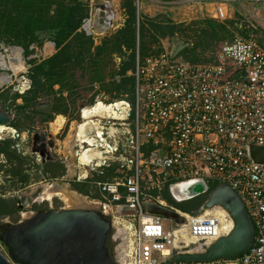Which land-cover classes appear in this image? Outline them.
<instances>
[{
    "label": "built area",
    "instance_id": "2783aa9c",
    "mask_svg": "<svg viewBox=\"0 0 264 264\" xmlns=\"http://www.w3.org/2000/svg\"><path fill=\"white\" fill-rule=\"evenodd\" d=\"M85 1L88 9L81 30L86 35L103 36L119 27L113 0ZM198 1L215 4V16L226 19L225 7L245 0ZM102 12L105 17L101 21ZM246 22L248 27L255 26L252 20ZM33 47V55L27 58L22 47L0 43V91L12 87L14 92L23 94L31 89L27 62L40 61L49 54L45 46ZM3 75L6 79L1 78ZM134 76V103L126 98L105 100L97 96L90 106H85L95 110V117L82 138L75 141L72 174L23 186L0 171V186L7 193H21L36 184L71 185L117 163L122 176L95 182L106 199L97 200L100 211L110 219L112 239L118 243L114 257L117 264H264V164L252 161L248 154L250 145L264 146L263 45L251 36L237 34L219 46L214 59L200 63L176 60L164 51L143 63L137 59ZM98 103L101 107L96 108ZM83 110L84 107L79 112V123L84 121ZM33 133L29 129L21 131L12 123L0 125V143L12 140L18 153L32 156ZM148 141L155 147L145 154L143 146ZM83 150H90L84 161ZM0 163H6L3 154ZM168 173L170 180L179 182L204 178L230 185L255 226L254 241L248 251L208 262H173L177 254L204 252L231 232L234 221L221 205L196 213L176 208L184 222L176 224L169 219L172 225L167 230L162 223L164 217L146 212L144 201L149 199L145 198L144 188L161 189ZM43 193L41 190L30 199V208L48 202L53 209L54 198L66 203L60 192L50 199ZM153 200L158 202L160 198ZM117 204H125L133 211L117 215ZM122 229H126V237L120 233Z\"/></svg>",
    "mask_w": 264,
    "mask_h": 264
},
{
    "label": "trees",
    "instance_id": "16d2710c",
    "mask_svg": "<svg viewBox=\"0 0 264 264\" xmlns=\"http://www.w3.org/2000/svg\"><path fill=\"white\" fill-rule=\"evenodd\" d=\"M121 7L125 14L123 26L105 36L102 43L95 46L93 51L94 40L92 36L86 35L81 30L82 21L87 15L88 9L85 0H0V43L20 46L26 55L35 51L32 46L41 48L46 39L54 41L57 48L56 53L45 60L40 62L36 59L29 60L31 64L29 69L30 90L23 94L13 92L11 88L0 91V104L3 107H13L16 111V119L13 121L15 126L23 130L25 127L20 122L21 116L26 114V118L32 120V116L29 114V111L35 112L32 107L41 98L51 97V95H53L51 97L53 113H64L70 119L73 116L74 105L79 96L77 89L80 85L78 82L72 83L74 80L69 74L71 75L72 70L78 67L81 69L82 78H84L82 73H85L87 69L86 63L98 64L104 55L109 57L108 62L110 63H114V54L121 56L120 68L118 70L113 69L109 73L111 80L108 83H105V78L100 76L99 71L92 73L86 82L90 86L95 82H101V90L109 94L111 99L125 97L134 103L135 76L129 74V71L135 68L137 48L140 59L152 54L157 55L163 50V39L168 37L176 39L175 37L179 36L185 40L203 39L201 45L193 44L194 49L197 46L203 53L211 47L212 40L220 42L230 39L233 36L231 27L233 30L243 33L233 20L227 22L209 20L207 26L198 27L199 29H196L195 32L193 25H186L182 22L176 23L168 18L166 13H159L153 17L140 14L138 19L136 0H121ZM195 23L197 22L192 24ZM192 30L194 32H191ZM43 34L45 36H41ZM189 60L198 63L210 59L201 54L198 58ZM117 75L120 76V80L116 79ZM57 85L58 88L56 89L55 86ZM64 92L67 95H64ZM96 93L92 97V102H94ZM18 99H22V103H17ZM53 113L44 114V120H53ZM67 130L68 125L61 135L62 137ZM12 144V140H6L0 144V154H4L6 157V163H0V171L6 176L9 175L13 183L17 181L25 183L29 180V171L34 166V162L31 156L18 153ZM154 147L152 141H148L144 144L143 151L148 154ZM118 167V164L114 163L109 167H104L101 174L94 173L93 177L86 181L73 182L72 185L80 193L90 198L105 199L95 182L112 181L116 177L122 176L123 174L118 171ZM65 172V165L60 163V169L58 172H53L51 178L60 177ZM173 182L175 180H167L161 189L149 190V195L153 199L160 198L168 206L187 213H196L194 210L199 209L207 199L209 192L220 184L217 181H212L209 183L208 193L179 202L172 197L169 190V186ZM0 203L4 207V211L0 212V215H8L13 219L15 218L14 222H17L18 218L16 217L21 211L17 201L13 198L7 200L0 197ZM60 204V201L53 200L55 209H59ZM32 208L33 210L50 209L48 202L34 204Z\"/></svg>",
    "mask_w": 264,
    "mask_h": 264
},
{
    "label": "water",
    "instance_id": "95a60500",
    "mask_svg": "<svg viewBox=\"0 0 264 264\" xmlns=\"http://www.w3.org/2000/svg\"><path fill=\"white\" fill-rule=\"evenodd\" d=\"M100 16L102 21L105 13L102 12ZM186 47L187 43L182 39H174L171 57H177ZM34 110L52 113L45 103H38ZM12 120L13 116L0 106V125H8ZM31 137L32 153L39 155L42 163L55 162L56 158L51 151L52 140L42 131L33 133ZM248 154L252 161L264 164V146L250 145ZM167 178L171 179L169 173ZM175 187L179 191L177 195L174 192ZM41 189L42 185L35 192L27 189L25 193L14 195L13 198L22 209L29 206L30 199L40 193ZM209 189L210 185L204 178L175 181L169 186L172 197L179 202L204 195ZM215 205L223 206L232 217L234 227L231 232L218 238L204 252L177 254L172 259L173 262H208L237 257L248 251L254 241L255 226L240 196L230 185L219 184L209 192L201 209ZM144 206L149 214L174 219L176 224L184 222L176 208L163 202L145 200ZM130 211L133 210L125 204L115 206L117 215H124ZM111 231L110 219L99 211L98 206L32 211L30 217L17 222L7 220L0 222V264H117L106 246Z\"/></svg>",
    "mask_w": 264,
    "mask_h": 264
},
{
    "label": "rangeland",
    "instance_id": "374dc122",
    "mask_svg": "<svg viewBox=\"0 0 264 264\" xmlns=\"http://www.w3.org/2000/svg\"><path fill=\"white\" fill-rule=\"evenodd\" d=\"M245 2V1H243ZM114 3H115V9H116V13H117V16H118V25L120 27L121 23H122V20H123V16L122 14H124V10L121 8L119 9L118 8V2L117 0H114ZM141 3V2H140ZM142 4L143 6L141 5V7H143L142 9V15H149V16H155L159 13H166V15L168 16V18L172 19L173 21H175L176 23H184L186 25H193L194 26V29H195V32H196V29L198 30L199 28L198 27H205L207 26V21L211 20V21H218V22H227V21H232L233 19H236L238 20L239 22H241L242 24H244L246 22V19L244 17V14H243V17L240 18V16H242L240 13H237L235 15H233V6L230 7H225V15L228 17V20H226L225 18L222 19V18H218L215 16V4H211V3H208V2H204V1H198V0H173V1H164V0H151V1H142ZM239 6H241L242 2L238 3ZM257 4V7L259 9H261V11L264 13V1L262 2H258L256 3ZM232 5H235V3H232ZM145 6V7H144ZM244 9H250V6H246L244 7ZM243 9V10H244ZM239 9V11H242L244 13V11ZM240 15V16H239ZM122 16V17H121ZM245 20V21H244ZM194 22H197L195 24H192ZM116 23V24H117ZM264 24V23H263ZM244 26V25H243ZM231 31H233V27L230 28ZM114 32L113 31H110L108 33L112 34ZM191 32H194V30H192ZM105 35H108L107 33ZM258 35H259V39H257L259 41V43L262 45L264 44V28H260V31L258 32ZM41 36H45L44 34L41 35ZM96 38L94 39V44H93V48L92 50L94 51V48H95V44H99L102 40L101 38H99V36H95ZM94 38V37H92ZM175 38H179L181 39L179 36L175 37ZM168 39V40H166ZM164 39L162 42L165 43L164 44V49L167 50L168 52L171 53V48H172V42L174 41V39H170L169 37ZM185 43H187V49L185 48L177 57H175L176 60H184V61H190L189 59H192V58H198V56H200L201 54L205 57H207V59H210L212 56H211V51H216V49L218 50L219 48V44L222 42H215V41H211V47L208 48L205 52H201V49H198L197 46H195L196 49L193 48V44H197V45H201L202 43V40L203 39H182ZM46 41H49V39H46ZM34 53V52H33ZM30 54V55H33ZM36 53V52H35ZM30 55L26 56L27 58L30 57ZM111 59V58H110ZM109 60V57H106V55H104L102 57V61H100L98 64H90L89 62L86 63V71L85 73H82L84 75V78H82L81 76V69L76 67L72 70V73L71 75L69 74V76H72L73 77V80L72 83L74 82H78L80 87H78V98L76 100V103H75V107H74V110H73V115L74 116H78V113H79V110H80V105H83V107L85 106H90L91 103V99L93 97V95L96 93V91H99L98 89V86H94V87H91L90 84H88V82H86L87 78L90 77V75L92 73H95L96 71H99L100 73V76L103 77V78H106V81L105 83H108L111 78L109 77V73L115 69L114 68V64L113 63H110L108 62ZM142 62H144V57H142ZM204 62V61H203ZM27 65L28 66V69H30V63L27 62ZM19 77V76H18ZM110 79V80H109ZM71 82V81H70ZM99 83V82H97ZM96 83V84H97ZM101 85V83H100ZM85 86V87H84ZM56 89L58 88V85L55 86ZM12 89L13 91V88L12 87H9ZM14 92V91H13ZM65 95L66 92H64ZM102 95H100V98H103V99H111V96L107 93H102L100 92ZM51 95V94H50ZM53 95H51L52 97ZM50 97V98H51ZM67 97V96H66ZM46 99H50L48 97H45ZM69 99V98H67ZM19 101L22 102V99H19ZM80 107V108H79ZM77 113V114H76ZM40 117V116H39ZM66 118V117H65ZM37 119H40V118H37V116L35 117L34 119V122L37 120ZM54 120V119H53ZM53 120H48V121H45L43 123V126H42V129L45 130V132L48 134V133H51L53 136H55V138H57V144H55V146H59L58 144L62 143L63 141H66L67 139V136L69 135L70 133V129H71V125H70V122L68 124H66L64 127H66L68 125V130L66 131V134L62 137L61 135L63 134L64 130L62 131V133L60 132L59 135H55V131L54 129L52 128L51 126V123L50 122H53ZM66 121H67V118H66ZM67 123V122H66ZM31 125H34L33 123H27V127L31 126ZM29 130H33V129H29ZM14 143V142H13ZM65 145H66V142H65ZM73 149V148H72ZM71 149V151H72ZM54 154L58 155L61 160H66L65 159V156H66V152L59 146L58 150L56 152H54ZM33 156V157H32ZM31 156V159L32 161L34 162V166L33 168L35 169H38V179H42V177L44 176L45 178H51L53 172H58V170L60 169V162H50V163H47L46 165H42V163H40L39 165L35 164V162L37 161V156L36 155H32ZM72 159V158H71ZM70 160L67 159V163H69ZM74 163V162H73ZM74 166V164H72ZM4 179V178H3ZM208 183H211L213 180L211 179H207ZM28 182V180H27ZM27 182L23 183V186H25V184H28ZM61 187H65V185H62ZM67 188V187H65ZM71 189H73L75 192H79L78 190H76V188L71 185ZM69 190V189H68ZM25 191V190H24ZM22 191V192H24ZM33 192H35V190H33ZM25 193V192H24ZM144 194H145V198L146 199H149V200H153V198H148L150 195H149V191L147 188H144ZM14 195H20V193H7L5 191V188L3 186H0V197H3L7 200H10L13 198ZM86 196V195H85ZM14 199V198H13ZM87 200L86 201H91L93 200V198H90L88 196V198H86ZM54 201H60L61 204L60 206H63V205H66V203L64 204V202H62L59 198H55L53 199ZM94 200H100L102 202H104V199H94ZM207 200V199H206ZM205 200V202H206ZM89 201V202H90ZM158 202H163L165 204H167L165 201L163 200H159ZM204 202V203H205ZM95 203V202H93ZM77 205V204H75ZM67 206V208H73V207H90V206H93V205H84V206ZM204 205V204H203ZM203 205L201 207H203ZM99 207V205H98ZM201 207L199 209H195L194 212H197V211H200L201 210ZM101 207H99V211H100ZM4 211V207L1 206V203H0V212H3ZM32 211H37V210H33V208H30L29 206H25L24 208L21 209V211L19 212V216L16 217L18 218V221L21 220V219H25V218H28L32 215ZM1 214V213H0ZM15 219V218H14ZM14 219L9 217L8 215H0V222L4 221V220H7V221H11V222H14ZM163 225L165 226V228L168 230L170 229L172 223L169 221V219H164L162 221ZM112 232V231H111ZM114 234V231L112 233H110V235L107 237V240H106V246H107V249L109 251V253L111 254V256L114 258L116 253H115V247L118 243L114 242L113 239H112V235Z\"/></svg>",
    "mask_w": 264,
    "mask_h": 264
},
{
    "label": "crops",
    "instance_id": "0c3cea01",
    "mask_svg": "<svg viewBox=\"0 0 264 264\" xmlns=\"http://www.w3.org/2000/svg\"><path fill=\"white\" fill-rule=\"evenodd\" d=\"M114 1V0H113ZM142 1L143 0H140V2L141 3H139L138 5H137V17H138V19L140 18V14L142 15V9H143V7H141V5L143 6V4H142ZM144 1H151V0H144ZM171 1H173V0H171ZM262 1H264V0H258V1H255V0H245V2H243V1H237V2H234L235 3V5H233V15H235L236 14V12L237 13H240L242 16H240V18H242L243 17V14H244V17H245V19L246 20H252L253 22H254V24H255V26L254 27H248L247 26V22H245L244 24H242L241 22H239L238 20H236V19H233V21L235 22V25H237V27L238 28H240V29H242V31H243V33H241V32H238L237 30H233V36L230 38V39H226L225 41H229V40H231V39H233L234 38V36H236L237 34H242V35H245V36H251V37H253L254 39H259L260 37H259V35H258V32L260 31V28H264V13L261 11V9H259L258 7H257V4L256 3H258V2H262ZM117 4H118V8L119 9H121L122 7H121V0H117ZM240 2H242V4H241V6H239V4L238 3H240ZM250 6V9L248 10V9H244V7H246V6ZM145 7V6H144ZM142 8V9H141ZM239 9H241V10H243L244 11V13L242 12V11H239ZM124 13V12H123ZM122 16H123V20H122V23H121V25H120V27H122L123 26V23H124V21H125V14H122ZM121 16V17H122ZM243 17V18H244ZM226 20H228V17H227V19ZM231 21V20H230ZM245 21V20H244ZM244 25V26H243ZM120 27H118V28H120ZM117 28V29H118ZM116 29V30H117ZM116 30H114V32L116 31ZM108 35H110V33H107ZM105 36H107V35H103V36H99V38H101V40H103V38L105 37ZM96 37H94L93 38V40L95 39ZM164 40V39H163ZM162 40V41H163ZM166 40H168V39H166ZM225 41H220L221 43L219 44V46L223 43V42H225ZM258 41V40H257ZM259 42V41H258ZM102 43V41L99 43V44H95V46H97V45H100ZM164 44L165 43H163L162 42V45L164 46ZM262 44V43H261ZM47 47V51H48V55L44 58V59H42V60H45V59H47V58H49L50 56H52V55H54L55 53H56V51H57V48H56V45H55V43H54V41H52V40H49V41H46L44 44H43V46L42 47ZM41 47V48H42ZM263 47H264V44H263ZM164 51H167V50H165L164 49V47H163V50L160 52V53H162V52H164ZM216 51H217V49H216ZM216 51L214 52L213 51V53L211 54V58H210V60H212V59H214V57H215V54H216ZM168 52V51H167ZM159 53V54H160ZM170 53V52H169ZM26 55V54H25ZM30 55V54H29ZM28 55V56H29ZM158 55V54H157ZM27 56V55H26ZM151 56H154V54H152V55H150V56H147V57H145L144 58V61L148 58V57H151ZM121 56H119L118 54H114L113 55V64H114V68H115V70H118L119 68H120V64H121ZM137 59H139V61H140V63L142 62L141 61V59H140V56H139V51H138V48H137V54H136V62H137ZM42 60H40V61H42ZM210 60H208V61H210ZM40 61H38V62H40ZM187 61V60H186ZM190 62V61H189ZM204 62H206V61H204ZM193 63H196V62H193ZM198 63H200V62H198ZM135 66H136V63H135ZM30 67H31V64H30ZM134 70H135V68H134ZM134 70H132V71H129V74H132V75H134ZM116 79L117 80H120V76L119 75H117V77H116ZM110 80V79H109ZM105 81H106V78H105ZM97 82H95V83H93V85H91V87H94V86H98V89H99V92L98 93H96V96H95V99H96V97L97 96H100V95H102L100 92H102V93H105V91H103V90H101V85H100V83L101 82H99V83H97ZM101 90V91H100ZM97 92V91H96ZM67 94V93H66ZM64 95H65V93H64ZM103 96V95H102ZM48 98H50V97H48ZM123 98H125V97H123ZM95 99H94V101H95ZM17 103H22L21 101H19V99H18V101H17ZM38 103H45V104H47L48 106H49V108L52 110V113H53V102H51V98L50 99H46L45 97L44 98H41L40 100H38V102H37V104ZM91 103H92V99H91ZM37 104H35V105H37ZM34 105V106H35ZM0 106L1 107H3L1 104H0ZM34 106L32 107L33 108V110H34ZM80 107L82 108L83 107V105H80ZM79 107V108H80ZM80 108V109H81ZM3 109L4 110H6V111H8L12 116H13V120H12V124H13V121L16 119V111L13 109V107H8V106H6V107H3ZM35 112H31V111H29V114L32 116V120H29V119H27L26 118V114H24L23 116H21V118H20V122L23 124V126L25 127L23 130H21V131H24V130H28V129H33L34 130V133L35 132H37V131H42V132H44L45 133V135L47 136V138L48 139H50V140H54L55 141V144H57V138H55V136H53L51 133H46L45 132V130L44 129H42V126H43V123L45 122V121H48V120H44V114H49V113H43V112H39V111H36V110H34ZM79 112H80V110H79ZM73 113V112H72ZM54 114V120H55V118H56V116H58V115H61L63 118H64V123L62 124V126L61 127H59V129L56 131V133H55V135H59L60 134V132L62 133V131L65 129V125L66 124H68L69 122H70V125H71V128L74 126V124L75 123H77L79 120H80V113H78V116H74L73 114V116L69 119L64 113H60V114H55V113H53ZM77 114V113H76ZM37 116V118H40V119H37L35 122H34V119H35V117ZM40 116V117H39ZM67 118V121H66V118ZM53 120V121H54ZM67 122V123H66ZM27 123H33L34 125H31V126H29V127H27L26 125H27ZM50 123H52V122H50ZM14 125V124H13ZM15 126V125H14ZM15 127H17V126H15ZM18 128V127H17ZM19 129V128H18ZM69 129V128H68ZM20 130V129H19ZM70 131H71V129H70ZM1 144V143H0ZM59 146H60V148H61V150L63 149L67 154H66V156H65V161L64 160H61V162L60 163H63L64 165H65V167H66V172H65V174L64 175H62V176H60V177H63V176H65L67 173H69V174H72V172L74 171V166L72 165V164H74L75 163V159H73V152L75 153V151H74V149H72V152L71 151H68V149H66V145H65V141H63L62 143H60V144H58ZM59 146L56 148L57 150H58V148H59ZM12 147H13V144H12ZM32 152V151H31ZM1 155V154H0ZM4 155V154H3ZM35 155V154H34ZM28 156H31V155H28ZM33 157V156H32ZM6 158V157H5ZM72 158V159H71ZM67 159H69L70 160V162L69 163H67ZM74 162V163H73ZM36 164H40L41 163V161H36L35 162ZM69 164V165H68ZM42 165H46V164H42ZM66 165H68L69 166V169L67 168V166ZM30 173H29V180H28V182L27 183H29V182H38L39 180H41V179H38V169H34L33 167H31L30 168V171H29ZM43 178H45L44 176L42 177V179ZM62 184H64L65 185V187H67L70 191H74L73 189H71V185L69 184V183H62ZM62 184H59L57 187H61L62 186ZM40 185H38V184H36L34 187H32L31 189H29L30 191H33V190H37L38 189V187H39ZM14 193V192H13ZM17 194V193H16ZM21 194V193H20ZM64 206V205H63ZM63 206H60L59 207V209H62V207ZM67 206H68V204H67ZM66 207V206H65ZM64 207V208H65ZM54 210H58V209H55V208H53Z\"/></svg>",
    "mask_w": 264,
    "mask_h": 264
},
{
    "label": "bare ground",
    "instance_id": "6f19581e",
    "mask_svg": "<svg viewBox=\"0 0 264 264\" xmlns=\"http://www.w3.org/2000/svg\"><path fill=\"white\" fill-rule=\"evenodd\" d=\"M15 51L17 53H19L20 49L16 48ZM1 78L6 79L5 75L1 76ZM99 107H101L100 103H98L96 105V108H99ZM94 113H95V110L90 111L89 108L84 107V110H83L84 121L80 122V123L77 122L74 124V126L71 128V131H70V133L67 136V139L65 141L66 142V149H68V151H71V149L75 146V141L77 140V137L80 139L82 138L83 133L87 129V125L91 124L92 120H93L92 118L95 117ZM63 123H64V118L61 115H58V116H56L55 120L51 123V126L54 129V131L56 132L59 129V127L62 126ZM84 138H87L86 134L84 135ZM83 141H85V140H83ZM88 141H90V140H88ZM89 153H90V150H86V151L83 150V152L81 154V159L83 161L87 160ZM73 159H75V153L74 152H73ZM41 190H44L43 196L47 199H50L52 195H55V192H60L58 194H60L63 197V199L66 201V203L69 206H74L75 204H77L75 206H80V205L81 206H84V205L98 206V205H100V203L94 199L91 201L89 200L90 202L86 201L87 200L86 196H82L81 194H79L75 191H74V193L72 192L73 194L68 193L67 192L68 190H66L65 187H61L60 189H58L57 186H52V187H48V186L43 187L42 186ZM174 192L176 195L179 194V191L176 187L174 188ZM93 202H95V203H93ZM120 233H122L124 237H126V235H127L126 229L120 230ZM125 245H126V243L124 241V244L122 245V247Z\"/></svg>",
    "mask_w": 264,
    "mask_h": 264
},
{
    "label": "flooded vegetation",
    "instance_id": "af4514ba",
    "mask_svg": "<svg viewBox=\"0 0 264 264\" xmlns=\"http://www.w3.org/2000/svg\"><path fill=\"white\" fill-rule=\"evenodd\" d=\"M52 142H53V147L51 148V151H52V155H53V157L54 158H56V161L55 162H61V158L58 156V155H56V154H54V152H56L57 151V149H56V147H55V141L52 139ZM55 147V148H54ZM50 162H54V161H46L45 163H42V160H41V163L42 164H47V163H50ZM66 190H68V188H66ZM25 192V191H24ZM68 193H71V194H73L74 193V191H71L70 192V190H68L67 191ZM73 192V193H72ZM21 193H23V192H21ZM22 200H24V195H23V197H22ZM18 203V202H17ZM40 210V209H39Z\"/></svg>",
    "mask_w": 264,
    "mask_h": 264
}]
</instances>
